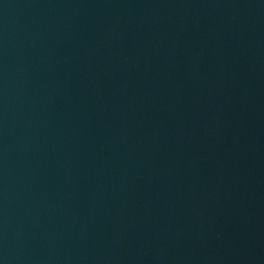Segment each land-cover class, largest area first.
Segmentation results:
<instances>
[{
  "label": "water",
  "instance_id": "1",
  "mask_svg": "<svg viewBox=\"0 0 264 264\" xmlns=\"http://www.w3.org/2000/svg\"><path fill=\"white\" fill-rule=\"evenodd\" d=\"M0 264H205L172 0H0Z\"/></svg>",
  "mask_w": 264,
  "mask_h": 264
}]
</instances>
